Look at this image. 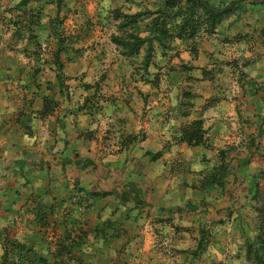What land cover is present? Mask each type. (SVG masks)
I'll list each match as a JSON object with an SVG mask.
<instances>
[{"label":"crops","instance_id":"0c3cea01","mask_svg":"<svg viewBox=\"0 0 264 264\" xmlns=\"http://www.w3.org/2000/svg\"><path fill=\"white\" fill-rule=\"evenodd\" d=\"M138 1L66 0L67 7L74 8L77 24L60 29L66 42L60 44L56 38L49 48L53 53L45 54L47 61L30 52L26 59L18 53L9 61L11 70L2 73L3 84L12 85L0 94V225H10L3 219L6 211H34L38 203L67 199L76 184L89 192L101 187L122 192L135 183L144 190L146 217L152 226L173 227L179 222L184 226L190 213L174 214L168 223L158 219H168L169 212L177 213L212 195L218 186L204 191L195 184L220 164V151L231 150L228 162L236 180L230 185L243 184L245 179L252 184L251 196L264 192V2L247 1L213 33L202 31L194 41L169 37L163 45L154 41L153 59L145 70L146 47L139 56L126 58L111 41L116 33L111 30L113 23H120L114 19L120 8L121 13L136 14L163 7V0H140L142 5ZM206 1L223 9L238 0ZM151 20L142 22V38L151 34ZM168 28L174 35V24ZM41 34L43 39L53 37L50 30ZM28 47L34 51L36 46ZM57 50H61L59 58ZM154 74L160 78L155 88L150 84ZM179 79L190 95L178 94L174 86ZM98 83H105L98 95L84 87ZM46 100L52 101L51 113L43 117ZM196 120L204 122L210 148L178 142L181 128ZM158 153L162 156L154 160ZM82 160L94 161L96 170L82 171L76 166ZM240 186L235 195L241 201L249 189ZM110 200L113 212L119 203L114 196L105 202ZM242 205L249 214L250 205L257 207L249 200ZM134 225L129 220L125 228ZM132 231L124 237L112 231V253L94 250L98 240L92 238L96 258H90L135 264L143 257L144 264H168V258L148 250L152 235L148 234L144 253H135L144 237L138 241ZM120 242L128 244L124 253L116 251Z\"/></svg>","mask_w":264,"mask_h":264},{"label":"rangeland","instance_id":"374dc122","mask_svg":"<svg viewBox=\"0 0 264 264\" xmlns=\"http://www.w3.org/2000/svg\"><path fill=\"white\" fill-rule=\"evenodd\" d=\"M65 1L66 0H63L62 8H60V10L57 6L58 0H37L35 3H30L28 9H32V13L41 12L40 14L42 15V21L40 23L41 26L33 33L38 32L41 36L44 35L41 34L42 32L44 33V31L50 30L52 32V26L55 25L57 21L61 24L60 29H63L64 31H66L68 27L76 26L74 8H68ZM19 3L20 0H0V94L4 91H8L9 86L12 85L9 83L3 84V81H5L6 78L2 73L11 70V68L7 67V65L13 57H16L19 53L20 56L26 59L28 57V53L30 52L38 58L41 57V60L47 61V59L44 58L45 54H52L53 50L49 52V48H52L53 45L57 43L56 38L51 36L48 39H43L33 33H23L22 35L24 37L20 38L16 34V23L21 22L22 19L27 21L29 20L30 15H32L31 12L24 14L22 10H18L17 6ZM135 3L142 5L140 0ZM241 8H243V6L238 8L236 11H242L243 9ZM121 9L122 8H120V10ZM44 20L47 22H44ZM143 21L144 20L139 22V31L141 30ZM86 23L88 26L95 25L88 21H86ZM98 23L100 24V21H98ZM45 26L48 27L47 30ZM111 30L113 32L117 31L118 26L113 23ZM30 35L35 36L37 39L30 41ZM30 45L36 46L34 51L30 50L28 47ZM137 69L143 70L140 67ZM149 75L151 76V73ZM154 75L156 76L152 78L150 84L154 87V81H157L159 86V75ZM104 84L105 83H99V88L94 90L92 95H98L99 92H104ZM184 84L185 81L179 79L178 84L174 86L177 88V92L180 95H183L184 91L187 90V85ZM70 85H68V89ZM68 93V95L71 94L70 92ZM115 93L116 91L112 90V95H115ZM215 167L212 168L207 178H210L212 173H214ZM207 178L202 180L198 179L195 184L196 188L206 191V189L210 187L206 184ZM242 182L244 185L239 184V186L241 185L249 190L247 194L243 196V200L239 201V207H237L229 217L223 208L226 193L221 190L219 186L213 190L212 195L205 198V201H207V203L212 207L210 211L213 216L216 218V212L219 213V218L224 221V223L221 224L219 222H212V218L208 221V218H206L204 214L197 215L191 212L189 215L190 219L182 223L184 226H180L179 222L177 226H168L163 228H156L152 226L153 223H150L149 219L146 217V207L141 212L142 214L138 211H130L133 209L132 205H128V208L119 205V207L112 212V200L107 203L105 202V198L102 200L100 205H95L91 210H85L84 208L79 209L75 203L81 194L77 191V189L73 188L71 192L68 193L67 199L63 198L62 200H58V198H54L51 204L38 203L36 205V208L38 205L43 206L42 220H40V217H36L34 211L18 212L16 214L6 211L4 213L3 219H5L7 224L10 225L5 226L2 223L0 225V263L2 262L3 254L2 231H6L5 234L10 239L17 240L26 245H33L34 250L38 255H45L52 258V254L57 250V244L65 237L64 231L67 224L70 231L76 229L75 233H77V229L79 227L78 225L83 227V229L88 232L89 239L86 238L88 243L84 244L82 252L75 251L78 255L81 254V256L85 259L86 264H101L102 261L106 264H112V258H109V260H106L107 258H103V260L98 256V259H90V256L95 257V254H92V251L94 250L97 252L105 251L112 253V243H110L112 241V236H103L104 238L101 239L100 234L97 231L100 227L101 229H104L105 226L112 224V229L108 230L107 234L112 235V231H114V235H121L124 237L125 235H128V232L133 230L132 233L134 237H138V241H140V237H144L142 242L137 244L138 248L135 252L140 253L141 255L144 253L141 251L147 245L146 241L148 234L152 235V241L148 244V250L156 253L157 255L159 254L160 257L164 256L165 258H168V264H249L246 260L247 243L249 241H253L258 235L257 229L260 223L258 209L263 206L264 192L262 194L259 192V194L256 195L257 198L255 196L253 197L250 195L251 189L249 187L252 184L248 183L245 179L242 180ZM89 183H91V186L96 189L94 181L89 180ZM105 189L108 188L101 187L100 190H95L94 193L105 191ZM108 198L111 199V197H107V199ZM247 200L250 202L255 201L257 204V207L254 208H252V204L248 207L250 208V214L242 211V208L243 210L247 209L245 205H242V202L247 203ZM105 203L107 204L105 205ZM250 219L253 225L249 223ZM129 220L134 221L135 225L133 229L128 228V230H126L125 223ZM13 221H16L17 224L12 226L11 223ZM215 221H217V218ZM95 222H98V224H92ZM90 224H92V226ZM202 230L208 231V245L203 254H200L198 257H193V253L198 249L199 242L202 239ZM76 235L77 234H73V237ZM92 238L98 240V243L96 242L93 244L94 250H91ZM164 238L167 239V241ZM107 241L110 244H107ZM174 241L175 243H173ZM117 245V253H124L128 250V244L125 242L117 243ZM29 259L34 260L35 257L29 255ZM137 261H139L138 258ZM144 263L145 259L143 257L139 262H135V264Z\"/></svg>","mask_w":264,"mask_h":264},{"label":"trees","instance_id":"16d2710c","mask_svg":"<svg viewBox=\"0 0 264 264\" xmlns=\"http://www.w3.org/2000/svg\"><path fill=\"white\" fill-rule=\"evenodd\" d=\"M36 1L37 0H20V3L17 6L18 10H22L24 14H27V12H31L32 14L30 15L29 20L26 21L22 19L21 22L16 23V34L20 38L24 37L22 35L23 33L32 34L41 26V12L32 13L33 10L28 9L29 4L35 3ZM247 1L255 2V0L234 1L223 9H217L212 7L206 0H163V7L155 11L145 8L144 11L138 12L136 14H124L121 13L120 10H117L114 19L118 20L120 23L117 25L118 30L111 37V41L121 48V55L126 58L139 56L141 50L146 47L143 65L146 68L145 70H147L153 59L152 45L154 41H158L162 45V40L164 39L167 41L168 37L194 41V39L202 31L213 33L216 29H218L219 26H221L223 21H225V19L228 18L231 13H233L235 10H238L239 6L246 3ZM62 2L63 0H58L57 2L59 10L62 8ZM151 17H153V20H151V34L149 37L142 38L138 29L139 22ZM172 23L175 27L174 35H169L170 28H168V26ZM60 25L61 24L57 21L56 24L52 26L51 33L53 37L57 38L60 44H63L66 42V38L64 37L65 35H63L60 31ZM33 34L41 37L37 33ZM29 38H31L30 41L37 39L33 35H30ZM240 38L241 37H235L234 40H239ZM60 53L61 50H57L55 53L56 58H59ZM183 67L188 68L185 65ZM99 86L100 85L98 83L94 86L85 85L84 87L87 90H97ZM154 87H158L157 81H154ZM183 95H190L188 88L184 91ZM49 106H52V101L46 100L44 109L41 112L43 117L51 113ZM134 140H136V138L131 139V141ZM177 140L178 142L186 143L191 147H211L208 144V140L206 139V130L204 129V122L202 120H196L188 125L183 126L180 131V136L177 138ZM230 152L231 150L219 152L221 162L215 167L214 173H212L211 177L207 178L206 180V184L209 186H219L224 192L226 188L229 187L228 207H226L224 210L228 217L231 216L232 212L237 207H239L240 201V197H236L235 195V191H238L239 189L237 181L233 185H230L232 180L235 179L232 163L228 162L227 160L229 158ZM161 156L162 154L158 153L154 155L153 158L154 160H157ZM76 166L82 171L91 168H93L94 171L96 170L95 162L91 160L79 161L77 162ZM75 189H77V191L81 194L75 203L79 209L84 208L85 210H91L97 204V201L98 205H100L102 200L112 196L117 199L120 206L128 208V205H132L133 209L130 211H138L141 213L147 205L144 190L135 183L129 184L126 187V190L122 192H119V190L115 189L113 191H100L94 193L89 192L84 187H79L78 184H76ZM42 209L43 206L38 205V207L34 210V214L37 218L40 217V220H42ZM211 209V205L205 201L199 203H189L185 207L178 209L176 211L177 213L169 212L168 214L170 217L168 219L159 218L158 221L168 223L174 214L188 215L192 212L193 214L197 215L204 214L205 217L208 218V221L212 218V222H219L221 224L224 223V221L219 218V213L217 212V221H215L216 218L210 211ZM258 215L260 218V223L257 229L258 235L253 241H249L247 243L246 248V260L249 264H264V203L263 206L258 209ZM78 226L77 233H75L76 229L70 231L66 224L64 231L65 237L57 244V250L52 254V258L45 255H38L35 252L33 245H26L17 240L10 239L5 234L6 231H2L1 235L3 239V254L2 262L0 264H86V261L81 256V254L78 255V253H75V251L82 252L84 244L88 243L86 239H89L88 232L85 231L83 227H80V225ZM110 229H112V224L105 226L104 229H101V227L100 229L98 228L97 231L100 234L101 239L104 238L103 236H112L107 234L108 230ZM73 234L77 235L73 237ZM208 236V231L202 230V239L199 242L198 249L193 253V257H198L200 254H203L206 251V247L208 245ZM29 255L34 256L35 259H29Z\"/></svg>","mask_w":264,"mask_h":264},{"label":"water","instance_id":"95a60500","mask_svg":"<svg viewBox=\"0 0 264 264\" xmlns=\"http://www.w3.org/2000/svg\"><path fill=\"white\" fill-rule=\"evenodd\" d=\"M255 1H257V2H261V3L264 2V0H255ZM205 5H207V4H205Z\"/></svg>","mask_w":264,"mask_h":264}]
</instances>
